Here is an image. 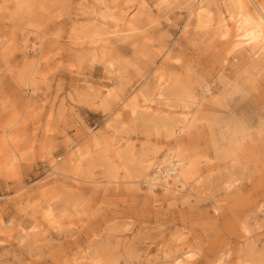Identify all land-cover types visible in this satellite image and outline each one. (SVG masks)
Returning a JSON list of instances; mask_svg holds the SVG:
<instances>
[{
    "label": "rangeland",
    "instance_id": "rangeland-1",
    "mask_svg": "<svg viewBox=\"0 0 264 264\" xmlns=\"http://www.w3.org/2000/svg\"><path fill=\"white\" fill-rule=\"evenodd\" d=\"M227 5L0 0V264H264L263 35Z\"/></svg>",
    "mask_w": 264,
    "mask_h": 264
},
{
    "label": "bare ground",
    "instance_id": "bare-ground-1",
    "mask_svg": "<svg viewBox=\"0 0 264 264\" xmlns=\"http://www.w3.org/2000/svg\"><path fill=\"white\" fill-rule=\"evenodd\" d=\"M227 1H228V5L227 6H229L230 9H231V11H229V14H230L231 18L233 17V13H237L239 15L238 18H239L240 22L243 23V25H245L246 27L254 28L255 29L254 32H256V34L257 33H261L263 35V37H262L263 39L262 40L260 39L258 41L257 39H255V40H257V43L259 42L258 44H260L261 48L263 49L264 48V3L263 2H259L258 0H227ZM249 4L252 5V7H253L252 10L249 9ZM207 13H209V12L207 11L206 8L199 7L197 9L196 13L194 14L196 19H197L196 21L201 23L203 21L202 18L205 17L204 15L207 14ZM98 18L101 20V23H102V21L103 22L105 21V16H103V15H99ZM220 22L222 23L223 20H221ZM243 25H241V26H243ZM221 26L223 27L224 25H221ZM249 42H251V41H249ZM237 44L238 43H236V45ZM239 44L242 45V42L239 43ZM253 44H254V42H253ZM206 90H207V88H206ZM177 99L182 103V104L180 103L181 105H179V107L182 108L183 110L184 109H188V107H189L188 103L189 104H196L198 106L201 104V102L197 101L195 99V97H193L192 94L190 92H188V91L186 93H184V95H182V97H179ZM143 100L144 101H149V102H152V103L156 102V101H158V102L163 101V104L165 106H169L168 105V100L169 99L167 97L163 96V94H161V93H157L155 98H152V99L146 97L145 95H143ZM134 112H135L134 110H131L132 114H134ZM187 115H188V113H186L184 111L178 113V117L176 119L167 120V121H165L162 124L163 129H166V131L168 132V131L173 130V128L176 126V124H179L177 126L179 131L180 132L184 131L185 129H187V124L189 122V119H188ZM168 134H170V132ZM169 136H171V134ZM175 152H176V150H175ZM51 153H52L51 149L47 150V154L48 155H51ZM74 153L76 155L74 158H71V155H73V153L69 156L70 157V162H72V163L74 162L75 163L77 161L75 164L73 163L74 167H77L79 162H80V157H79L80 153L77 152V151H75ZM168 154H164V156L160 159L159 163H161L160 164L161 167L164 166L163 163L165 161L167 162L168 160H170V158L168 160H166V158L168 157L167 156ZM173 155H174V153H173ZM178 160H180V159H178ZM151 162H152L151 160H149L147 162H142V163H145V164L141 165V167L143 166L144 169H147L151 165ZM167 165H168V167H165V169H166V171L168 173H166L165 171L163 172L161 167L157 166L155 168L154 173L152 174V177H151L152 179L150 181H153L154 185H156L159 182V185H160L161 181L163 180V178H165V177L167 178L168 176L172 175L175 179H177L179 181L180 185L184 186L186 184L187 178H186V171L183 170L184 169L183 168L184 165H182V162L181 163L180 162L176 163L174 160H172ZM57 217H59V216H57ZM59 218H58V220H59ZM49 221L52 224H57V221L54 220V217H53L52 213H49ZM92 264H96V263H92ZM130 264H133V263H130Z\"/></svg>",
    "mask_w": 264,
    "mask_h": 264
}]
</instances>
